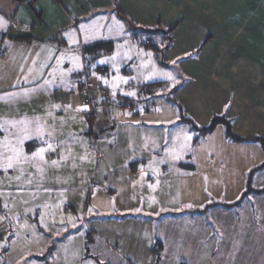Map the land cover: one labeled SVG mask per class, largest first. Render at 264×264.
Wrapping results in <instances>:
<instances>
[{"label": "crops", "instance_id": "crops-1", "mask_svg": "<svg viewBox=\"0 0 264 264\" xmlns=\"http://www.w3.org/2000/svg\"><path fill=\"white\" fill-rule=\"evenodd\" d=\"M29 1L0 0V128L3 134H9L8 141H14L16 129L24 125L19 123L23 112L28 121L37 117L42 120L52 114V111L43 114L37 107V99L48 97L53 103L62 105V109L74 101L77 102L74 112L81 116L86 114L85 110H78V105H83L80 99L85 93L83 76L96 85L101 84L103 78L108 80L110 71L107 66L96 63L101 53L85 55L84 49L102 40L119 41L114 33L117 26L123 29L128 41L139 38L134 33L137 27L127 20L129 15L146 25L147 28L140 29V32L158 33L157 39L162 44L164 31L174 26L165 55L168 58L166 66L173 64L179 75L177 79L183 78L172 93V100L182 107H176L177 122L185 123L196 133L193 143L199 139L208 140L217 133L224 143L241 148V155L259 161L258 165L242 173V186L235 188L239 190L237 197L233 196L226 203H243V209L240 208V212H246L243 222L250 225L252 231H243L238 238L250 245L251 249L244 254L260 264L264 257V242L261 240L264 231L260 227V221L264 225V193L253 191L264 190V167L251 176L253 191L243 198L242 194L247 188L250 172L264 162V152L259 143L252 140H264V0H31V5ZM228 52L235 57H230ZM27 100L29 110L25 111L22 104ZM122 107L127 119L118 121V128L127 125L137 131L140 126L133 123V119L138 113L126 103ZM145 107L143 112L149 114V108ZM79 115L74 114L73 122L78 123ZM183 116L198 128L207 127L213 116L224 117L230 122L232 134L244 141L230 140L222 125L207 135H201L182 119ZM102 126L113 129L118 136L117 126L113 128L114 123L108 116ZM89 128L91 134L92 128ZM128 133L120 139L126 145V158L116 169L120 168L127 187L136 182L154 184L152 176H163L167 170L158 160L162 150L158 144H163L164 140L146 139L144 143L157 145L156 148L146 147L142 146L143 137L133 135V130ZM154 161L157 162L154 164ZM148 167L153 169L148 170ZM109 172L112 177L108 189L96 192L93 212H88L92 217L85 220L86 208L82 216V227L91 234L87 244L88 258L96 259L99 264H133L121 255L120 252L125 250L134 261L146 255L144 264H155L153 247L158 241L155 234L166 235L159 232L158 218L163 210L151 213L145 203L123 202L124 205L120 206L115 199L118 188L111 185L112 178H119L113 165ZM154 172L157 174L153 175ZM227 183L232 184L230 180ZM231 207L211 206V212L207 209L205 213L198 210L199 215L190 221L197 224L198 218L205 228L208 220L213 218L212 211ZM34 219L37 223V218ZM13 223L21 224L17 218L11 219L10 224ZM111 226L122 232L110 233ZM96 229L103 232L99 234ZM96 233L105 248L96 247ZM106 237L114 242H108ZM106 252L110 256L107 257ZM120 257L122 260L118 261Z\"/></svg>", "mask_w": 264, "mask_h": 264}, {"label": "rangeland", "instance_id": "rangeland-1", "mask_svg": "<svg viewBox=\"0 0 264 264\" xmlns=\"http://www.w3.org/2000/svg\"><path fill=\"white\" fill-rule=\"evenodd\" d=\"M127 20L137 27L134 33L140 37L128 41L123 29L117 26L114 33L119 41H99L112 45L110 52L101 53L98 62L96 60L97 64L107 66L110 75L108 80L100 79L101 84L92 85L95 91L92 96L91 90L82 95L83 105H78V110H85L86 114L81 116L74 112L77 102L72 101L62 109V105L47 97L37 99V107L43 114L47 111L52 114L42 120L37 117L28 121L23 112L21 121L25 124L16 129L14 141H8L9 134H3L0 128V154H3L0 155V264H99L96 259L88 258L91 234L81 223L85 208V220L93 212L96 192L108 189L112 165L119 178H112L111 185L118 188L115 199L120 206L123 202L145 203L151 213L163 210L158 218L159 232L166 235L155 234L156 243L160 244H156V264H259L244 254L251 249L250 245L238 238L239 233L252 231L250 225L243 222L246 216L245 211L240 212L243 203H226L233 196L237 197L239 190L235 188L242 186V173L258 165V159H247L241 155V148L224 143L217 133L208 140L192 142L196 133L185 123L177 122L179 104L172 100V89L178 87L183 78L177 79L173 64L166 66L168 48L165 51L163 48L167 43H160L156 32H140L146 25L130 15ZM231 55L235 57L232 52ZM120 68L123 70L119 71ZM113 72L116 73L111 75ZM87 80L84 75L82 82ZM123 103L138 113L133 119V123L140 126L137 131L127 125L118 128V121L127 119ZM143 107L149 108L150 113L145 114ZM22 109L29 110L28 100L22 104ZM75 113L79 115L78 123L73 122ZM107 116L114 123L113 128L117 126L118 136L113 129L102 126ZM25 126L28 138L20 143L24 135L21 129ZM130 130L133 135L143 137L142 146L156 148L157 145L144 143L146 139L164 140L163 144H158L162 148L158 160L167 170L163 176H152L154 184L136 182L127 187L120 168L116 169L126 158V145L120 139ZM35 132L37 136L33 135ZM10 147L16 148L19 156L13 160V166L5 170V157L13 155ZM41 148L45 149L42 160L35 156ZM229 180L232 184L227 183ZM227 205L232 207L212 211L213 218L205 228L198 218L197 224L190 221L199 215L198 210L211 212V206ZM169 216L171 218L166 219ZM12 218L20 220L21 224H10ZM260 227L263 232L262 221ZM96 230L99 234L103 232ZM109 231L122 232L112 226ZM208 232L211 234L206 237ZM98 233L96 247L105 248ZM105 240L114 242L107 237ZM238 249H242L241 253ZM120 253L133 264L145 262L146 255L134 261L127 251ZM121 257L117 260L121 261ZM263 260L264 257L260 264H264Z\"/></svg>", "mask_w": 264, "mask_h": 264}, {"label": "trees", "instance_id": "trees-1", "mask_svg": "<svg viewBox=\"0 0 264 264\" xmlns=\"http://www.w3.org/2000/svg\"><path fill=\"white\" fill-rule=\"evenodd\" d=\"M15 2H19V3H23L25 2L26 0H13ZM33 1H29L28 3L31 5ZM119 8V7H118ZM174 29V26H170L169 28H167L165 31H164V41L167 43V45L165 46L164 51L167 50L168 46L170 45V41H171V34H172V30ZM112 49V45L110 43H104V42H96L94 43L93 45H90L89 47H86L84 49V53L85 55L87 54H91V53H96V54H99V53H105V52H110ZM166 65V64H164ZM151 84H148V85H145V86H148L150 87ZM144 86V87H145ZM177 88V87H176ZM176 88L172 89V93L176 91ZM185 122H188L194 129H196L201 135H207L211 132H213V130L219 126V125H222L224 126L225 128V132H226V136L232 140V141H236V142H239V141H244L236 136H234L231 132V129H230V122L229 121H226L224 117H220V116H213L211 121H210V124L207 126V127H204V128H198L196 127L193 122L188 119L187 117H184L182 118ZM254 140L255 142H258L262 151L264 152V140L262 138H254L252 139ZM264 167V162L257 168H255L254 170H252L248 176V182H247V188L246 190L244 191V193L242 194V198L245 197L249 192H252L253 190L251 189V176L252 174H254L255 171H258L260 169H262ZM255 193H264V190H260V191H253ZM158 245H160L159 243H156ZM156 244L155 246L153 247V253L155 255V258H156ZM156 261V260H155ZM156 264V263H155Z\"/></svg>", "mask_w": 264, "mask_h": 264}, {"label": "snow or ice", "instance_id": "snow-or-ice-1", "mask_svg": "<svg viewBox=\"0 0 264 264\" xmlns=\"http://www.w3.org/2000/svg\"><path fill=\"white\" fill-rule=\"evenodd\" d=\"M114 59V58H113ZM103 63V61H102ZM20 124H25L24 121H20ZM21 132L24 133V135H22L20 137V143H23L24 139H27V133H28V128L27 126H25L23 129H21ZM49 148H51V145H49ZM10 151L13 153V155H8L6 156V164L4 165L5 170H7L8 168H11L13 166V160L16 159L19 156V151L14 148V147H10ZM45 149L41 148L37 153H35V156L39 157L41 160L44 158L43 157V153H44ZM3 155V154H0Z\"/></svg>", "mask_w": 264, "mask_h": 264}, {"label": "built area", "instance_id": "built-area-1", "mask_svg": "<svg viewBox=\"0 0 264 264\" xmlns=\"http://www.w3.org/2000/svg\"><path fill=\"white\" fill-rule=\"evenodd\" d=\"M85 91L90 92L91 90V96L93 95L92 92H95L94 89L92 88V84L87 80L86 82L83 83ZM92 88V89H91Z\"/></svg>", "mask_w": 264, "mask_h": 264}]
</instances>
